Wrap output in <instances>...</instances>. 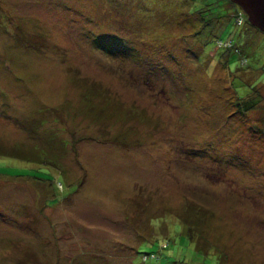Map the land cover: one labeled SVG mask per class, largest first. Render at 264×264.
<instances>
[{
    "label": "rangeland",
    "instance_id": "obj_1",
    "mask_svg": "<svg viewBox=\"0 0 264 264\" xmlns=\"http://www.w3.org/2000/svg\"><path fill=\"white\" fill-rule=\"evenodd\" d=\"M225 5L0 0V264H264V34Z\"/></svg>",
    "mask_w": 264,
    "mask_h": 264
},
{
    "label": "trees",
    "instance_id": "obj_2",
    "mask_svg": "<svg viewBox=\"0 0 264 264\" xmlns=\"http://www.w3.org/2000/svg\"><path fill=\"white\" fill-rule=\"evenodd\" d=\"M189 1H191V0H189ZM225 1H226V5H225L224 8L230 9L228 11H230V14H231L230 17L233 19L234 25L236 27H241L245 23H247L249 25V23L247 22L246 17L242 13L241 9H239L237 6L233 5L229 0H225ZM193 2L194 1H192V4H193ZM204 11H208V10H204ZM236 18H240V20H241L240 21V24H237ZM238 41H240V40H237V42H233L231 39L222 40V39H220V37H216V36L214 37V42H215L216 49H220V50L222 49V50H226V51H232V52H234V53H236V54H238V55L241 56L242 53H241V50H240V43ZM106 49L108 50L109 48H106ZM134 55L135 54L132 53V56H134ZM242 61H245V59H241V62ZM220 63L226 68V70L227 69L229 70V67H228L226 61L220 62ZM242 65H246V61L243 62ZM242 84H246L245 85V88L247 86H250V88H249L250 91L249 90H243V91L240 90L239 91V95L236 93L237 94V98H236V101L235 102H238V105L237 106L240 107L244 113H247L249 111V109L251 107H253V101H252V99H254V98H249L250 92L251 91H253V92L256 91L257 90L256 89L257 86L264 85V79L259 80L254 85H251L252 83H250V82H245V83H242ZM256 104H259V102L254 103V106ZM142 255H146L147 256V258L143 259V262L144 263H147V262L153 261V260L155 261V260L158 259L157 256H156V254H155V252L142 253ZM217 258H219L220 264H221L220 256H218Z\"/></svg>",
    "mask_w": 264,
    "mask_h": 264
},
{
    "label": "water",
    "instance_id": "obj_3",
    "mask_svg": "<svg viewBox=\"0 0 264 264\" xmlns=\"http://www.w3.org/2000/svg\"><path fill=\"white\" fill-rule=\"evenodd\" d=\"M242 10L249 25L264 34V0H229Z\"/></svg>",
    "mask_w": 264,
    "mask_h": 264
},
{
    "label": "built area",
    "instance_id": "obj_4",
    "mask_svg": "<svg viewBox=\"0 0 264 264\" xmlns=\"http://www.w3.org/2000/svg\"><path fill=\"white\" fill-rule=\"evenodd\" d=\"M240 18H236V22H237V24H240Z\"/></svg>",
    "mask_w": 264,
    "mask_h": 264
},
{
    "label": "clouds",
    "instance_id": "obj_5",
    "mask_svg": "<svg viewBox=\"0 0 264 264\" xmlns=\"http://www.w3.org/2000/svg\"><path fill=\"white\" fill-rule=\"evenodd\" d=\"M242 11V10H241ZM243 13V12H242ZM244 14V13H243ZM245 15V14H244ZM246 17V16H245ZM247 19V18H246Z\"/></svg>",
    "mask_w": 264,
    "mask_h": 264
}]
</instances>
